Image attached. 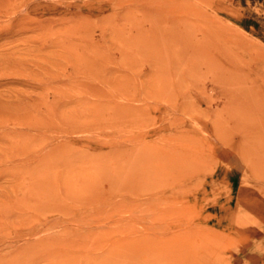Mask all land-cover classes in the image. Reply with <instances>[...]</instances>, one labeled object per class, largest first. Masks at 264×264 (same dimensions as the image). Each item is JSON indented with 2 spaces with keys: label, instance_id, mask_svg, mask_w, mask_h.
<instances>
[{
  "label": "rangeland",
  "instance_id": "obj_1",
  "mask_svg": "<svg viewBox=\"0 0 264 264\" xmlns=\"http://www.w3.org/2000/svg\"><path fill=\"white\" fill-rule=\"evenodd\" d=\"M0 264H264V0H0Z\"/></svg>",
  "mask_w": 264,
  "mask_h": 264
}]
</instances>
